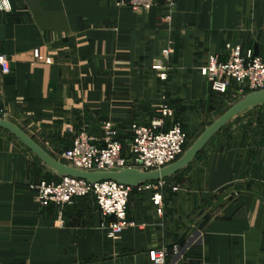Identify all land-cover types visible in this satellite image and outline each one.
I'll return each mask as SVG.
<instances>
[{"label": "crops", "instance_id": "crops-1", "mask_svg": "<svg viewBox=\"0 0 264 264\" xmlns=\"http://www.w3.org/2000/svg\"><path fill=\"white\" fill-rule=\"evenodd\" d=\"M7 4L0 118L57 160L77 132L99 138L110 120L127 137L132 122L160 117L162 103L172 109L165 127H205L218 105L241 97L209 90L199 73L208 55L224 60V44L240 43L264 59V0H174L168 20L161 6L136 13L113 0ZM248 114L216 132L165 189L133 190L127 217L137 224L113 238L91 196L64 204L59 217L40 207L30 185L58 176L0 128V264H149L153 246L168 249L166 264H264V119Z\"/></svg>", "mask_w": 264, "mask_h": 264}, {"label": "built area", "instance_id": "built-area-1", "mask_svg": "<svg viewBox=\"0 0 264 264\" xmlns=\"http://www.w3.org/2000/svg\"><path fill=\"white\" fill-rule=\"evenodd\" d=\"M117 8L128 9L140 13L152 7L163 8L164 19L168 20L174 7V0H113ZM9 8L7 0H0V10ZM167 54V50L162 51ZM32 55L41 59L34 49ZM224 60L216 54H210L199 73L205 78L209 90L217 95H228L234 92L244 95L251 91L264 89V59L254 55L251 48L242 44H224ZM48 62V59H44ZM161 64L155 65L160 70ZM9 70L7 58L0 55V73ZM160 79L165 73L159 74ZM263 117H264V106ZM160 117L149 123L132 122L127 137H120L112 121H104L101 125L99 138L89 135L85 130L77 132L71 143L59 153L58 159L73 167L83 170L138 168L152 170L161 168L175 161L184 151L187 142V132L180 123H172L165 127L164 118L172 115V109L166 103L159 105ZM166 180L130 186L114 180L89 182L82 178L58 176L55 180L40 179L30 185L36 202L40 207L53 205L59 209L64 204L72 203L75 198L91 196L102 215V226L107 237L113 238L124 228L135 226L136 221L127 217L128 198L133 190L165 189ZM176 190V187H171ZM152 202L158 205L160 212L162 195L155 192ZM176 245L173 246V250ZM168 249L165 246H153L147 250L149 264H166Z\"/></svg>", "mask_w": 264, "mask_h": 264}, {"label": "water", "instance_id": "water-1", "mask_svg": "<svg viewBox=\"0 0 264 264\" xmlns=\"http://www.w3.org/2000/svg\"><path fill=\"white\" fill-rule=\"evenodd\" d=\"M259 106H264V89L251 91L242 95L238 100L231 103L218 117L213 119L210 124L206 125L201 133L184 149L183 153L175 161L161 168L147 171L138 168L79 169L50 156L12 122L0 118V128L12 134L52 174L82 178L92 183L103 180H114L125 185L138 186L165 180L175 175L192 162L208 140L225 124L239 114Z\"/></svg>", "mask_w": 264, "mask_h": 264}, {"label": "rangeland", "instance_id": "rangeland-1", "mask_svg": "<svg viewBox=\"0 0 264 264\" xmlns=\"http://www.w3.org/2000/svg\"><path fill=\"white\" fill-rule=\"evenodd\" d=\"M227 106L228 105H226V108H227ZM218 107H219V105L216 108V111L219 112L218 114H220L221 112H223L225 110V109H221V111H219ZM248 112H249L248 115H251L254 118V121L263 122V119H264V117H263V109L261 107L252 108V109L248 110ZM215 118H216V116H215ZM212 120L213 119H211L209 121V123H207V125L210 124L212 122ZM174 123H180V122H174ZM203 128L204 127L199 128L198 130H195V131H191V130H187L186 131L187 135H188L186 147H188L194 141V139L201 133Z\"/></svg>", "mask_w": 264, "mask_h": 264}, {"label": "trees", "instance_id": "trees-1", "mask_svg": "<svg viewBox=\"0 0 264 264\" xmlns=\"http://www.w3.org/2000/svg\"><path fill=\"white\" fill-rule=\"evenodd\" d=\"M259 107H261V108H262L263 106H259ZM186 145H187V142H186ZM186 145H185V147H186ZM185 147H184V148H185Z\"/></svg>", "mask_w": 264, "mask_h": 264}]
</instances>
